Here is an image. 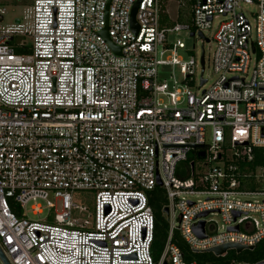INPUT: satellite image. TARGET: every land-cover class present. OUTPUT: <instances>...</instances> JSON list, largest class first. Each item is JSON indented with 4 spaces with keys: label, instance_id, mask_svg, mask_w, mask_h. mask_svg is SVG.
<instances>
[{
    "label": "built area",
    "instance_id": "2783aa9c",
    "mask_svg": "<svg viewBox=\"0 0 264 264\" xmlns=\"http://www.w3.org/2000/svg\"><path fill=\"white\" fill-rule=\"evenodd\" d=\"M30 1L14 25L2 24L0 7V250L9 263L198 264L174 244L176 231L194 253L263 241L264 0H194L191 23L172 26L163 0ZM182 31L214 43L209 87L204 47L203 67L169 40ZM165 67L172 84L159 78ZM158 187L178 225L156 262L149 196ZM77 193L91 194L89 204ZM38 201L51 214L29 220L23 209ZM202 221L205 238L194 232Z\"/></svg>",
    "mask_w": 264,
    "mask_h": 264
},
{
    "label": "rangeland",
    "instance_id": "374dc122",
    "mask_svg": "<svg viewBox=\"0 0 264 264\" xmlns=\"http://www.w3.org/2000/svg\"><path fill=\"white\" fill-rule=\"evenodd\" d=\"M163 3L166 5V11L170 18L173 21H176L178 18V14L180 12L181 3L179 0H163ZM32 6V1L29 3L27 0H0V7H4L6 9V14L4 16V20L2 24L6 25H14L17 23V20L23 19L26 11ZM246 10H257L254 6L245 7ZM181 12L186 14L187 16L190 15V11L185 8H181ZM180 23V22H179ZM182 23V22H181ZM212 33H207V38L211 39ZM177 39L182 40L186 45V50H182L179 52L180 56L183 57L185 61H189L191 57H195L197 60L200 61L201 56L203 54V47L206 53V70H205V77L209 78V84L207 87L212 85L217 79L218 76L213 71V62H212V55L214 50V43L208 45L204 44L200 38H194L190 36V33L186 31H182L180 34H172L169 36V40L172 42H176ZM202 73V68L198 70L197 78H200ZM174 75L176 76L177 80L181 83L183 76L180 73V68H176L174 71ZM173 76V69L172 67H165L161 68L159 72V78L162 80L167 81L169 84H172ZM198 84V83H197ZM208 140V137H207ZM91 194L89 193H77L75 195V201L79 204L87 205L88 202L84 201V197H89ZM41 207V214H35L33 210L34 207ZM24 215L33 221H44L50 214L51 211L47 208V205L43 201L32 202L28 204L23 209ZM165 217L169 224L178 225V218L171 213L170 218L167 214ZM209 220H212L216 223V225L220 228L222 224V219L220 216H213L209 217Z\"/></svg>",
    "mask_w": 264,
    "mask_h": 264
},
{
    "label": "trees",
    "instance_id": "16d2710c",
    "mask_svg": "<svg viewBox=\"0 0 264 264\" xmlns=\"http://www.w3.org/2000/svg\"><path fill=\"white\" fill-rule=\"evenodd\" d=\"M180 3L182 5L180 7V12L176 21L170 19V16L166 11V5L163 3L162 17L164 18L167 25L172 26L179 22L187 24L191 23L192 6L194 0H180ZM181 8L188 9L190 11V15L187 16L186 14L182 13ZM149 202L156 218L155 237L152 252L155 261L159 262L169 236V223L164 214V210L168 207L169 204L167 202L164 190L160 187L156 188L150 194ZM13 211L19 217L22 216V210L19 207L13 206ZM173 242L183 251L188 262L195 261L198 264H231L233 262L257 264L264 261V240L257 244L254 250H245L241 254H237L236 252L232 251L225 257L220 258L214 256L213 254L194 253L182 239L178 231H176L174 234Z\"/></svg>",
    "mask_w": 264,
    "mask_h": 264
},
{
    "label": "water",
    "instance_id": "95a60500",
    "mask_svg": "<svg viewBox=\"0 0 264 264\" xmlns=\"http://www.w3.org/2000/svg\"><path fill=\"white\" fill-rule=\"evenodd\" d=\"M137 8H138V5H136V7L134 8L133 14H132V24H133L134 29L137 28V23H136V20H135ZM104 35H105L106 39L108 40V42L112 45V43L110 41V38L108 37L107 32H105ZM192 36H194V34H192ZM200 36L203 37V34H200ZM112 47H114V46L112 45ZM114 49L118 53L120 52V49H117L115 47H114ZM201 64H202L203 67L205 66L204 54L202 55V58H201ZM199 158L200 159H204L205 158V153H203V152L200 153ZM161 185H162L161 182H159V186H161ZM164 214H167L169 216V214H170L169 208H165ZM207 215L208 214H204L203 217H206ZM205 227H206V224H205L204 221H202V222H200V224L198 226H196L194 228V232L199 238H205L206 237V235H205ZM234 230H239V229L235 228ZM254 249H255V247H244V246H241V245H238V244H226V245L219 246V247H216V248L204 251V252L195 251V253H198V254H204V253L213 254L214 256L220 258V257H225L226 255H228L232 251L236 252L237 254H241L245 250H254ZM0 257L3 260L4 264H10L9 261L4 256V254L2 253L1 250H0Z\"/></svg>",
    "mask_w": 264,
    "mask_h": 264
},
{
    "label": "crops",
    "instance_id": "0c3cea01",
    "mask_svg": "<svg viewBox=\"0 0 264 264\" xmlns=\"http://www.w3.org/2000/svg\"><path fill=\"white\" fill-rule=\"evenodd\" d=\"M171 19V18H170ZM172 20V19H171Z\"/></svg>",
    "mask_w": 264,
    "mask_h": 264
}]
</instances>
